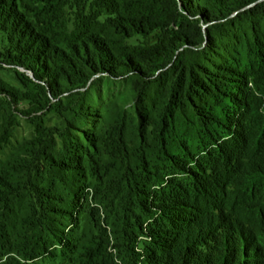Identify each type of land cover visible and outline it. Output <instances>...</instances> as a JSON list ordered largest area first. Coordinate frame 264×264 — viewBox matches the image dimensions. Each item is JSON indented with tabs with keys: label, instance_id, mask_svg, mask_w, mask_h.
I'll use <instances>...</instances> for the list:
<instances>
[{
	"label": "trees",
	"instance_id": "obj_1",
	"mask_svg": "<svg viewBox=\"0 0 264 264\" xmlns=\"http://www.w3.org/2000/svg\"><path fill=\"white\" fill-rule=\"evenodd\" d=\"M0 33V259L264 264V0H0Z\"/></svg>",
	"mask_w": 264,
	"mask_h": 264
},
{
	"label": "rangeland",
	"instance_id": "obj_2",
	"mask_svg": "<svg viewBox=\"0 0 264 264\" xmlns=\"http://www.w3.org/2000/svg\"><path fill=\"white\" fill-rule=\"evenodd\" d=\"M2 37H3V35L0 33V50H2V48H1L2 47V42H3V38ZM19 69L21 71L26 72L27 74L33 76L26 69H24L22 67H19ZM7 79L11 80V77L9 76V78H7ZM27 134H29V129L27 128V125L25 123H23V127L19 130V136L21 137V136L27 135ZM91 197H92V193H91ZM153 221H154V218H150V219H148V220L145 221L144 227H143L144 233L141 234V236L139 237V241H148V242L151 241V237L148 236V229L150 227V224ZM113 244H114V242H113V240H111V245H110L109 250H110V252H112L114 254V256H116V252H115L114 248H112L114 246ZM139 250L142 252V250L140 248H139ZM0 264H10V261L7 260V258L5 257V258L0 259Z\"/></svg>",
	"mask_w": 264,
	"mask_h": 264
}]
</instances>
